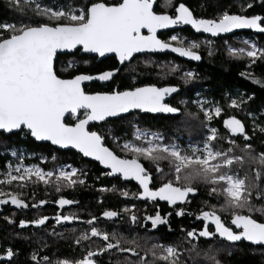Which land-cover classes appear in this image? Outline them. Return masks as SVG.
<instances>
[{
	"label": "snow or ice",
	"instance_id": "snow-or-ice-1",
	"mask_svg": "<svg viewBox=\"0 0 264 264\" xmlns=\"http://www.w3.org/2000/svg\"><path fill=\"white\" fill-rule=\"evenodd\" d=\"M13 6L19 8V0H14ZM251 6L248 3L244 7ZM153 7L154 0H89L83 6L75 7L55 4L42 7L36 3L31 19L0 23V130L9 134L14 130L26 131L36 141H49L61 148L79 150L84 157L94 158L108 170L102 175H119L125 181H136L140 188L138 193L133 194L136 199L166 201L170 206L178 202L183 205L189 203L190 195L198 194V186L203 185L209 197L218 200L222 198L223 202L219 207L209 205L208 210L201 208L196 219L202 218L204 226L199 230L181 229L185 232V238L189 241L215 239L230 244L247 241L264 246V222H258L252 216L253 212L264 214V206L257 208L252 204L254 192L256 197L264 200V184L261 183L264 180V152L256 153L244 121L235 115L227 116L223 120L227 135H221L211 123L221 116L224 109L218 102L207 100L197 93V99L179 101L181 105L191 103L197 108V113L185 109L183 114L187 118L197 120L198 114L203 116L199 120L202 129L200 139L196 142L190 140L182 145L179 137H167L163 132L136 124L132 125L133 138L122 140L110 128L104 132L90 130L89 123H106L108 118H119L121 114H131L133 110L141 113L180 114L179 107L164 102L166 97L179 92V86L167 84L161 87L149 83L124 90L116 88L107 92L89 93L81 87L82 82L111 81L120 69L105 70L96 75L77 72L70 78H62L54 68L58 50H74L78 46L84 52L95 53L100 57L114 53L121 65L130 63L134 54L165 50L190 60H201L200 44L197 41H186L179 33H174L167 40L158 37V30L177 25H190L196 32L202 31L213 36L230 33L234 29H253L264 33V17L259 15L235 14L225 10L216 18L206 19L197 17L184 3L175 7L173 15L158 14ZM142 29L147 30V35L142 33ZM243 44L245 47L230 46L229 54L237 59L248 58L249 66L254 65L258 59L264 60V47L249 40L243 41ZM76 67L77 61L70 60L65 71ZM160 67L167 69L163 75H170L178 71L180 66L169 63ZM196 76L193 71H185L181 78L188 84ZM241 76L255 84L264 85V79L251 72H242ZM253 98L254 94L245 96L238 92L230 98L228 107L241 111ZM81 109L84 110L83 118L77 116ZM66 113L76 116V121L65 123ZM261 114H264V109ZM246 115L253 121V135L257 130L264 133V126L256 123V115L251 111ZM237 139L244 141L243 147L237 144ZM108 140L116 145L119 152L108 146ZM224 142L227 147L222 146ZM4 147L7 152L8 146ZM10 154L19 162L15 165L6 162V167L0 171V205L11 204L18 209L30 206L23 198L22 191L6 190L5 186L9 189H24L30 185L43 184L59 193L63 188L85 183L83 177L86 173L71 165L62 164L46 170L39 164L25 165L23 153L16 149H12ZM41 159L47 160V157ZM52 160L55 161L56 157L53 156ZM146 163L151 166V170L145 166ZM162 163L167 168L162 167ZM156 177L160 178L158 187L153 184ZM99 190L103 192L111 189L102 187ZM122 194L128 196L127 191ZM46 203L48 201L41 199L32 203L31 207L39 208ZM53 203L63 209L76 202L60 196ZM204 204L207 205V201ZM135 208L133 204L119 211L108 209L101 213V217L112 221L126 216L133 226L146 228L150 222L149 231L158 230L161 225L171 230L168 223L171 213L161 216L157 208L153 215L138 217ZM245 211L248 214H243ZM224 213H230L231 225L236 230L224 222ZM175 214L193 215L186 213L183 207L177 208ZM49 219L48 216H39L32 220H21L19 224L22 228L28 225L41 226ZM52 219L56 225H63L81 218L75 213L57 212ZM99 219L92 215L83 221L89 227L75 238L74 243L80 245L83 241L97 237L103 241V245H98L95 250L88 249L78 260H57L55 264H97L102 254L111 252L129 253L135 257L134 261L126 258L117 261V264H179L181 249L176 245L151 243L141 254L138 250L140 245L135 239L127 240L115 230L109 233L95 226ZM211 225H214V230H209ZM152 239L144 238L145 244ZM122 242L132 246L123 247ZM192 247L195 248L196 244L193 243ZM219 251L209 246L205 255L213 264H221L216 259ZM15 255L11 247L0 253V257L9 261ZM31 259L37 261V264H52L47 256L38 261V254H33Z\"/></svg>",
	"mask_w": 264,
	"mask_h": 264
},
{
	"label": "trees",
	"instance_id": "trees-1",
	"mask_svg": "<svg viewBox=\"0 0 264 264\" xmlns=\"http://www.w3.org/2000/svg\"><path fill=\"white\" fill-rule=\"evenodd\" d=\"M201 3L197 8V16L198 17H206V18H216L219 14H221L223 11L227 10L229 13L237 12L239 13L242 9L239 6H242V0H200ZM249 3L252 6L250 8L244 7V11L246 15H255V14H261L264 15V0H249ZM1 5H0V12H1ZM5 16L2 13H0V17ZM193 33V32H189ZM258 38L262 45H264V35H258ZM231 40V43L236 44L237 42L232 40V38H229ZM220 40H217L216 48L210 52L206 48L201 49V53L203 55V62L202 64L198 66H193L197 70V67H202L201 74L199 76H196V79L189 82L188 84H185L183 80L180 79V81L177 78H173V83H176L182 88L183 93H186L189 97H193L194 93L197 91V89L202 88L203 86H209L211 87V91H213V94L216 96L224 97L225 93L232 92L235 94L238 90L237 88H240V90H245L249 93H254L255 98L251 99L243 108V110L238 111L236 109H228L226 108L227 115H235L239 118L243 119L244 121H247L248 124V135L253 134L252 126L250 125V117L246 115L248 111L255 110V112L260 116V121L264 123V114H261V105H264V85L255 84L251 80L247 79L244 76H241V73L244 70H247L248 72L253 73V75L257 76L258 78L261 76L262 79H264V60H257L256 63L252 66H248V58H234L232 57L229 52L225 49L224 43ZM76 55H64L59 56L56 62V71L57 74L62 75L63 78H70L72 75H75L77 72H90L84 67L87 65H80L77 66L74 70H68L65 71L64 68V61L67 58H72ZM77 57V56H76ZM78 59H83V56H78ZM84 61V60H83ZM187 66L190 65L189 63H185ZM138 72L141 74L139 77L142 78V83H146L150 81L148 76V70L147 65L139 61L137 63ZM153 73V72H152ZM153 75V74H152ZM158 75L156 73V70H154V76ZM172 76V74L168 75ZM104 83L95 82L91 85L85 86V90L87 92H96V91H111L115 88H118L120 90H124L126 88H131L133 85L130 82V80L127 79H119L114 80L111 84H108L106 87L104 86ZM224 107H226V103L223 104ZM189 110L192 109L191 112L197 113V108L195 107H188ZM185 111V109H184ZM183 111V112H184ZM135 113V112H134ZM81 117H83V112L80 113ZM139 116L141 119L140 123L143 128H151L153 125H157V128L163 129L164 125L167 126L169 130L178 127V124H172V123H164V122H157L156 124H152L148 120V115H142V114H130L127 117H123L120 119H112L107 121L104 124L99 125H93L90 127L91 130H96L99 132L101 129L105 130L107 127H110L113 130V134L116 136H124V139H130L132 138L133 128H132V121L126 120L128 117L131 116ZM182 114L178 117H176V121H178L181 118ZM198 117L202 118V114H198ZM203 119V118H202ZM200 119V120H202ZM76 121V118L74 116H71L67 119V122L69 124L74 123ZM169 124V125H168ZM198 130L199 134L202 131V129L199 127V120H198ZM197 125H195L192 129H189L185 127V134L188 136H196L197 134ZM256 140L259 141L258 143L262 146L260 150H264V144H262V141H264V133H261L259 130L256 132ZM126 134V135H125ZM1 136V142H3L4 145H11L13 143H17L16 140H20L21 143L25 144L27 148H29L32 152H40L43 154H47L49 158L42 162L39 160V158H26V163H38L41 166H43L46 169L55 168L58 165L62 163L71 162L75 166L81 167L86 166V169H89L90 174L86 177L87 181H85L84 184H77L75 187L72 188V200L76 203L72 204L71 211L72 213H75L77 216H79L81 219L78 221H73L71 223H66L64 225H57L56 227L62 229L63 231L72 232L73 235L61 238V237H23V238H16L14 236H9L5 233H1V225L0 224V253H3L4 250L8 247H11L14 252L16 253L14 259L11 261L10 264H37V261H33L31 259V256L33 254H38V261L41 260L42 257L47 256L51 261L52 264H55L57 260H78L83 255L86 254L88 249L95 250V248L101 244H98L97 242H94V237L90 240L84 241L83 244L77 245L74 243V240L79 235V231H86L88 229V225L83 223V221H86L89 219L92 215L97 216L100 218L95 226L108 231L111 233L113 230H115L114 224H118L117 220L108 221L106 219H103L101 217V213L105 210L111 209L119 211L123 208H125V203H128L130 205L131 203L136 204V209H142L145 203L138 201L135 197L130 198L129 201H124L123 195H118L116 191L110 192V191H100L102 187L110 188L111 186L115 187H128L134 186L133 184H126L123 183L120 179H110L108 175H102L101 173L106 172L104 169H102L97 163L89 161L85 159L82 155L74 152V151H61L54 147H52L48 143H37L34 141L29 134L26 133V139H21V135L19 133H14L10 136H4L0 134ZM107 144L110 148H112L114 151L119 152V150L114 146V144L111 142V140L107 141ZM255 144V143H254ZM59 154L60 157H57L55 161L51 159V157L54 154ZM146 167H149L151 170L150 165L147 163L145 164ZM5 167V159L0 160V169H3ZM96 175V176H95ZM98 178H101V180L97 183ZM95 182V184H92ZM40 184L35 185L38 187ZM158 185V183H156ZM102 186V187H101ZM66 189L63 188L61 192L57 193L54 189H51L52 193H54L53 196H47L46 193H43L41 195V199L46 200H52L55 201L59 195L65 194L64 193ZM130 190H134L135 192L138 191V188L136 186L131 187ZM62 195V196H65ZM101 196V198H100ZM202 196V192L197 194V199ZM195 200V199H194ZM35 201V200H34ZM159 208L160 214L163 215L166 211L165 206L160 205L157 206L155 204H152L151 206H148L144 209V211H139L138 213H155V210ZM255 219L258 221L264 222V214L260 213V215L255 216ZM130 223L128 220H123L120 222V225L125 227L129 225ZM185 227L186 230H189L191 226L193 225L188 218L185 220ZM53 224H50L51 226ZM46 227L42 228H24L23 230H35V231H44ZM50 229V228H48ZM75 229V231H73ZM9 229H7L8 231ZM214 241H217L215 239L208 240L201 238L199 240L200 242V250H201V264H213L211 260L208 259V257L205 255L207 245L213 243ZM220 242L222 245L230 246L229 244H226L225 242ZM114 252L108 253L112 254ZM108 254H104L108 255ZM2 258V257H0ZM103 257H99V260H102ZM216 259H218L221 264H264V246H254L251 244H242L235 246V250L229 254L227 252H218L216 253ZM186 259V263H187ZM105 264H108L106 262H103ZM0 264H4V262L0 261ZM42 264V262H41ZM187 264H191L189 261Z\"/></svg>",
	"mask_w": 264,
	"mask_h": 264
},
{
	"label": "flooded vegetation",
	"instance_id": "flooded-vegetation-1",
	"mask_svg": "<svg viewBox=\"0 0 264 264\" xmlns=\"http://www.w3.org/2000/svg\"><path fill=\"white\" fill-rule=\"evenodd\" d=\"M88 2H89V0H19V8H17V7L13 6L14 0H0V5L2 7L0 13H2L3 15L5 14V16L0 17V23L18 22V21H20L21 19H24V18L31 19L32 16H33V11H34L36 3H40L42 7L45 6V5H54V4L55 5H68L70 7H75V6H83L84 4H86ZM105 2H118V0H105ZM249 2H250L249 0H242V6H239L242 10L239 13H237V12H232V13L246 15V14H244L245 11H244L243 8ZM179 3L186 4L191 10H193L194 14L197 16V8H198V6L201 3L200 0H171V4L170 5H169V0H154L153 10L155 12H157L158 14L167 13L169 15H173L174 11H175V7ZM251 4H253V3H251ZM255 15H261V14H255ZM249 16H251V15H249ZM262 16L264 17V15H262ZM202 18H206V17H202ZM36 19H40V18L36 17ZM209 19H213V18H209ZM190 31L193 32V33H189ZM174 33H179V35L181 37L186 38V41H188L190 39L197 40V42L200 44L199 53L201 54L202 57H203V55L200 52L201 49L202 48H206L207 49V47L208 48L212 47V48L215 49L216 45H217L216 41L220 40V39H222L221 41L224 44H228L229 47L230 46L231 47H237V48L245 47V46H241V45H237V44L231 43V40L229 39L230 37L232 38V40H234L236 42L240 41V42L243 43V41L249 40L250 42H255L258 46L263 47L262 43L260 42V40L258 38V35L254 34L252 32H238V33H235V34L229 35V36H223V37H220V38H212V37L207 36V35L196 34L194 32V30L191 29L189 26H185V27H178V28H170V29H167L165 31L159 32L158 33V37L160 39H162V40H167ZM143 34L147 35V32L144 31ZM67 55H69V54H67ZM72 55H76L77 57L78 56H83L82 60L88 62V65L86 67H84V68L87 69L90 72H81V73L94 75V74L103 72L105 70H110V69H113V68H119L120 69L119 73L114 75V77L112 78L111 81H108V82L100 81V83H104L105 84L104 85L105 87L108 84H111L114 80L117 81L119 79L130 80V82L133 85L132 87L140 86L142 84H149V83H155V84H157L158 86H161V87L165 86L167 84L177 85L176 83H173L174 81H172V80H174V79H172V77L173 78H177L180 81V79L183 80L181 78L183 72H185V71H193L194 73L197 74V76H199L201 74V70H202L201 66L197 67V70L195 68L196 66H198V65H200L202 63L194 64V63H191V62H187V61L183 60L181 57H179V56H177V55H175L173 53H170V52H167L165 54L145 53V54L137 55V56L134 57V59L131 60L130 63L127 62V63H125L123 65L120 64V62L118 61V58L116 57V55L108 56V57L102 58L101 60H99V56L90 55V54L81 55L80 51H77L76 53H72ZM60 56H64V55H60ZM144 59H147L148 62H150L149 65L147 66V68H149L148 76H146L147 78L150 79V81H148L146 83H142L141 82L142 78L139 77L141 74L137 70L138 69L137 63L139 61L144 60ZM169 63H174V64L179 65L180 66V68H179L180 70L172 73V76L163 75V73H165L167 71V69L163 68V67H160V66L166 65V64H169ZM185 63H189L190 65L187 66ZM192 65L195 66V67H192ZM248 66H249V63H248ZM185 67H187V68L189 67L190 69L186 70ZM154 70H156V73L158 75L153 77ZM243 72H248V71L244 70ZM162 76H163V78H161ZM259 78H261V76ZM237 89L238 90H236L237 91L236 93L240 92V93H244L245 96H248V92H246L245 90H240V88H237ZM96 92H107V91L103 90V91H96ZM90 93H94V92H90ZM197 93H199L200 97H203V98H205L207 100H210V101L218 102L220 104V106L224 109V111L221 113V116L215 118L212 121L211 126L217 128L221 135H227L226 130H225L224 125H223V120L227 116H224V118H223V115H227L226 108L233 109V108L228 107V104H229L230 98H232L236 93L233 94L232 92L230 93V92L227 91L225 93L224 97L222 98V95L221 96L214 95L213 91H211V87L203 86L202 88L197 89V91L194 93V96L192 98L189 97L186 93H183V91H181V93H179V94L175 95L174 97H171L170 99H168L166 101V103H168V104H170L172 106H175V107H179L181 109V112H180V114L178 116H180L181 114H183V111H184V109L186 107H191V106L195 107V105H193L191 103H189L187 105H181L179 103V101L180 100H189V101H191V100L197 99ZM252 94H254V93H252V92L249 93V95H252ZM254 98H255V95H254ZM224 103H226V107L223 106ZM261 106H262L261 110L264 109V105H261ZM251 112H253L256 115V123L260 124L262 126L263 122L260 121L261 120L260 116L255 112V110H251ZM259 112H261V111H259ZM136 113L137 114H142L140 112H135V113H132V114H136ZM142 115H148L147 118H148L149 122L152 123V124H156L157 122H164V123H168L169 122V123H172V124H176L177 123L178 127L173 128L171 130H169L166 125H164L163 129H159V128H157V125H153L151 127V129L163 132V133L166 134L167 137H179V142L182 145H186L190 140L192 142H194L195 138H192V137H190V136L185 134V127H183L184 124L182 123V121L180 119L178 121H176V117H178V116L163 115V114H159V115L142 114ZM228 116H230V114ZM237 118H239V117L237 116ZM239 119H241V118H239ZM241 120L244 121L243 119H241ZM244 123H245V126H246V131H248L247 121L245 120ZM252 124H253V121L250 118V125L252 126ZM197 129H198V125H197ZM251 130H253V127H252ZM101 131H104V130L101 129ZM17 133H19L21 135V139H26V131L25 132H21L20 131V132H17ZM0 134H2L4 136H10V135H12L14 133H12L10 135H5V133L0 132ZM249 136L252 137L251 143H252L256 153L264 152V150H260V148H262V146L258 143L259 141H257L256 138H255L256 137V133L254 135L252 134V135H249ZM199 139H200V137H199ZM16 142L17 143H13L11 145H4V144L0 145V160L1 159H5V167H6V162H11L13 165H15L16 163L19 162L16 157L11 156L10 153H11L12 149H16L18 152H22L23 153V155H24L23 163L24 164L26 163V158L27 157L39 158V160H41L42 162H45L46 160H42L41 157H47V159L49 158V156L47 154H43V153H40V152L36 153V152L30 151L29 148H27L25 144L20 142V140H16ZM224 143L222 145H225ZM243 143H244V141L242 139H237V144H239L240 146H243ZM262 144H264V141H262ZM4 146H8V151L7 152L5 151V147ZM68 163L72 164V166L77 168V169L80 168L78 166H75L71 162H68ZM26 164H33V163H26ZM41 167L44 168L43 166H41ZM3 169H0V171H2ZM82 171H84L86 173V175L83 178H84L85 181H87V178H88L87 176L90 174V171H89V169H86V168L83 169ZM153 176L154 177L156 176L155 172H153ZM110 179H115V178H110ZM116 179H120L123 183L133 184L134 186H136L138 188V191L135 192L133 190V194L134 193H138L140 191L139 186L135 182H133V181L132 182H124L120 177H116ZM100 180H101V178H98L97 183ZM159 182H160V178L159 177H156V179L153 180V184L156 187L159 186ZM156 183H158V185H156ZM92 184H95V182H93ZM134 186H129V187L131 188V187H134ZM198 187H199V192L198 193L202 192L203 196L204 195L209 196L208 193H204V191H202V188H201V187H203V188H206V187H204L203 185H201V186L199 185ZM5 188H6V190H11V191H15V192H21L22 191L23 194H24L23 198L29 203L30 206L27 209H18V208H16L15 206H13L11 204L0 205V224H2L1 225L2 232H1V230H0V232L2 234L5 233V234H7L9 236H14L16 238L41 237V236L53 237V238H56V237L65 238V237L73 235L72 232L63 231L59 227L57 228L56 227L57 225L55 224V220L52 219L56 215L57 212H60L61 214H70V213H72V211H71L72 205H67L63 209H61L58 205L53 203V199L52 200L43 199V200L48 201V203H46L45 205H43V206H41L39 208H32L31 207L32 203H34V202H36L38 200H41V195L43 193H46L47 196H53L54 193H52V191H51V189H53L52 187H47V186H44L43 184H40L38 187L30 185V186H28L27 188H24V189H19V188H16V187H12V188L9 189L7 186H5ZM104 188H106V187H104ZM125 188H128V187H125ZM65 189L66 190L64 191V193H66L67 195H65V194H62V195H65L64 196L65 198L72 200V197H71L73 195L72 194V192H73L72 188H65ZM33 192L35 193L34 199H33ZM133 194L131 196H127V197H125L123 195L124 196V201L127 202V201H129L130 198H134ZM62 195H59L57 197V199L60 196H62ZM100 198H101V196H100ZM137 200L140 201L139 199H137ZM189 201L190 202L187 203V204H183L182 205L180 203H177V205H175V206L168 205V203L166 201H163V202L159 201V200H157L156 202H152V201H149V200L145 201V202L140 201V202L145 203L144 206H151L152 204H155L157 206H160V205L165 206L166 211L161 216H164V215H166L168 213H171V215L168 217V223H169V225L171 227V230H169L168 226L161 225V226H158V230H155V232L163 240V242L161 241V243H163V244H174L179 249H181V254H180V257H179V264H184V263L186 264V259H187L186 254H185V249H184L185 232L181 231V229L186 230V227H185V224H184L185 220L188 218V220H190L192 222V224H193L189 230H191V229L199 230V229H201L204 226V224H203L202 219L201 220L196 219V214L199 213L201 208H203L204 210H208V208H204L198 203L197 194L194 195V196L189 197ZM210 201H212V200H210ZM128 203H125V204H128ZM180 207L185 208L186 209V213L190 212V213H193V215L185 214L183 216H177L175 214V211H176L177 208H180ZM153 214H155V213L137 214V216L138 217H143L144 215H153ZM243 214H248V213L246 212V213H243ZM39 216H48V217H50V219L47 221L46 225L43 226V227H46L44 231L23 230L24 228L35 227L34 225H28V226L23 227V228L20 227L19 222L21 220H32V219L38 218ZM252 216L255 219L254 212L252 213ZM222 219L224 220V222L228 226L233 227V230H236L235 226L231 225V217L230 216L222 215ZM114 220L118 221L119 227L122 228L119 231L121 232V234L127 240H134L135 239L137 241V243L140 245V249H138V250H140L141 254H142V250L144 248H146L149 243L147 245H144V243L142 242V240H140V238L144 234H151V232L154 231V230H150V231L148 230V229H151L150 222L147 223L146 228H141L138 225L137 226H133L131 224H129V225L125 226V227L121 226L120 225L121 221L128 220L126 216L122 217L121 219H114ZM9 221H11V223ZM141 222H143V221H141ZM66 223H71V222H65L64 224H66ZM50 224H53V225L49 226ZM35 228H37V227H35ZM48 228H50V229H48ZM7 229H9V230L7 231ZM209 230H214V225H211ZM54 232L55 233H60L61 235H54L53 234ZM77 235H80V234L78 233ZM208 240H212V239H208ZM151 242L158 243V242H155V241H152V240H151ZM223 242H225L226 244H229V245L248 244L245 241H241V243H238V244H234V243L230 244L229 242H226V241H223ZM83 243H84V241L81 244H83ZM122 246L123 247H131L132 245L122 242ZM14 257L10 261L7 258H0V261L4 262V264H10L11 261L14 259ZM100 257H103V258H102V260H99V261L97 260V262L99 264H105L103 262H106L108 264H117V261H123L126 258H130L133 261L135 260V257L131 256V254H129V253H117V252H114L112 254L105 255V257H104V254H102Z\"/></svg>",
	"mask_w": 264,
	"mask_h": 264
},
{
	"label": "rangeland",
	"instance_id": "rangeland-1",
	"mask_svg": "<svg viewBox=\"0 0 264 264\" xmlns=\"http://www.w3.org/2000/svg\"><path fill=\"white\" fill-rule=\"evenodd\" d=\"M31 6V5H30ZM33 7V6H32ZM188 41H197V40H194V39H190V40H188ZM203 44V43H202ZM237 45H241V46H245L242 42H237L236 43ZM205 45V44H204ZM224 47H225V49L229 52V45L228 44H225L224 45ZM263 47H264V45H263ZM214 48H212V47H207V50L210 52V50L212 51ZM73 59H75L76 61H77V65L79 66V65H87L88 64V62L87 63H84V62H86V61H83V60H81V59H78L76 56H74V57H72V58H67L66 59V61L64 62L65 64H63L64 65V68L66 69L67 68V65H68V61H70V60H73ZM142 62H144L147 66L149 65V63L150 62H148V60L147 59H144V60H142ZM180 68V67H179ZM185 69L186 70H188V69H190L189 67L187 68V67H185ZM180 70V69H179ZM177 76V75H176ZM192 107V106H191ZM190 107V108H191ZM185 109H187V111L188 112H191L192 111V109L191 110H189L188 109V107H186ZM185 112V111H184ZM183 112V113H184ZM82 113V112H81ZM84 113V112H83ZM193 113V112H192ZM129 116V115H128ZM78 117H81V114H79L78 115ZM127 117V116H126ZM75 118H77L76 116H75ZM200 119H202V118H200V117H198V119L197 120H192V119H190V118H187L184 114H182V116H181V118H180V120L182 121V123L184 124V126L183 127H187V128H189V129H192L195 125H197V123H198V120H200ZM126 120H128V121H132V125L133 124H136V125H138L139 127H142L141 126V123H140V121H141V119L139 118V116H131V117H128ZM262 126H264V123H262ZM110 127H107V129H109ZM133 128V127H132ZM143 128V127H142ZM104 129V128H103ZM111 129V128H110ZM106 130V129H105ZM104 130V131H105ZM133 131H134V129H133ZM126 135V134H125ZM121 138H122V140L124 139V136H120ZM190 137H192V138H195L194 139V142L196 141V140H198L199 139V137H200V134H199V130L197 129V134H196V136H190ZM132 138H133V136H132ZM132 138H130L129 140H131ZM0 139H1V137H0ZM122 142V141H121ZM1 144H3V142H1V140H0V145ZM225 145H222L223 147H227V143L225 142L224 143ZM114 146L116 147V145L114 144ZM241 147H243V146H241ZM117 148V147H116ZM118 149V148H117ZM119 150V149H118ZM53 156H55L56 158L57 157H60V155L59 154H54ZM52 156V157H53ZM52 157H51V159H52ZM33 164H38V163H33ZM62 164H66V165H71L72 166V164H69L68 162L67 163H62ZM62 164H60V165H62ZM25 165H29V164H26L25 163ZM40 165V164H39ZM162 167H164V168H167V165L165 164V163H162V165H161ZM73 167V166H72ZM151 167V166H150ZM85 168H87L86 166H81L80 168H78V169H81V170H83V169H85ZM52 169V168H51ZM84 172V171H83ZM85 173V172H84ZM241 175H243V173H241ZM261 183L262 184H264V180H262L261 181ZM201 186V185H200ZM202 188V191H204V193H207V188H203V187H201ZM108 189H111L110 190V192H114V191H116V193L118 194V195H123L122 194V192L123 191H127L128 192V196H131L132 194H133V191L132 190H130V188H124V187H115V188H113V186H111L110 188H108ZM212 200V201H210V200ZM197 201H198V203L202 206V207H204V208H208V206L209 205H216L217 207H219V204L220 203H222L223 202V199L222 198H220L219 200L218 199H216V198H212V197H209V196H206V195H202V196H200V198H198L197 199ZM205 201H207V205H205L204 204V202ZM130 202V201H129ZM133 204H135V203H131L130 205H128V204H126L125 205V207H130L131 205H133ZM252 204L253 205H255L257 208H259V207H261V206H264V200H262V199H260L259 197H256L255 196V192L253 193V198H252ZM136 205V204H135ZM148 208V206H143L142 207V209H136L135 208V212H136V214H139L138 212L139 211H144V209L145 208ZM244 213H246V211L244 212ZM141 214H144V213H141ZM254 214H255V216H258V215H260V212H254ZM223 215H227V216H230V213H224ZM114 227H115V231H117L118 233H120L121 234V232L119 231L120 229H122V228H120L119 227V224H114ZM81 232H82V230L81 231H79L78 233L79 234H81ZM122 235V234H121ZM146 237H152L153 239H152V241H155V242H158V243H161V241L163 242V240L158 236V234L155 232V230L154 231H152L151 232V234H144L141 238H140V240H142V242L144 243V245H146L145 244V240H144V238H146ZM94 242H97L98 244H101V245H103V241L100 239V238H97V237H94ZM148 246H150V244L151 243H154V242H151V240H149L148 241ZM193 243H195L196 244V247L195 248H193L192 247V245H193ZM199 245H200V242L199 241H189L188 239H186L185 238V236H184V249H185V254H186V257H187V260L191 263V264H201V258H202V253H201V250H200V247H199ZM209 246H211L213 249H220V251L219 252H227V253H229V254H231L234 250H235V246H237V245H230V246H227V245H222L220 242H218V241H214L213 243H211V244H209V245H207V248H206V251H208L209 250ZM188 261H187V263H188ZM186 263V264H187ZM185 264V263H184Z\"/></svg>",
	"mask_w": 264,
	"mask_h": 264
},
{
	"label": "water",
	"instance_id": "water-1",
	"mask_svg": "<svg viewBox=\"0 0 264 264\" xmlns=\"http://www.w3.org/2000/svg\"><path fill=\"white\" fill-rule=\"evenodd\" d=\"M259 16L263 17L262 15H259ZM206 19H209V18H206ZM185 26H189V27L191 28L190 25H177V26H172V28L185 27ZM191 29H192V28H191ZM165 30H167V29H161V30H158V33H159V32H162V31H165ZM193 30H194V29H193ZM144 31L147 32L146 29H142V33H143ZM194 32H195L196 34H199V35H207V36H210V37H212V38H220V37H223V36H229V35H233V34L238 33V32H252V33L257 34V35H264V33H261V32H259V31H257V30H253V29H234V30H233L232 32H230V33H222V34H218L217 36H213V35L210 34V33H204V32H202V31H201V32H196V31L194 30ZM77 51H80V54H81V55H84V54H90V55L98 56V54H95V53H86V52H84V51L80 48V46H78L77 49H74V50H58L57 55H56V57L54 58V68H55V70H56V62H57V59H58V57H59L60 55L72 54V53H76ZM167 52L173 53V52H171L170 50H165V51H162V52L158 51V52H145V53H158V54H165V53H167ZM145 53H137V54H134V57L137 56V55L145 54ZM173 54H175V55L181 57L178 53H173ZM112 55H115V54H114V53H108V54H106L104 57H100V56H99V60H101L102 58L108 57V56H112ZM200 55H201V54H200ZM201 57H202V56H201ZM181 58H182L183 60L187 61V62H191V63H194V64H200V63L203 62V57H202V59L199 60V61L190 60L189 58H186V57H181ZM125 63H127V62H125ZM125 63H124V64H125ZM85 74H86V73H85ZM94 75H96V74H94ZM62 78H63V77H62ZM95 82H100V81H99V80L85 81V82H82L81 87L84 89L85 92H87V91L85 90V86L91 85V84H93V83H95ZM181 91H182V88L179 87V92H178V93H174V94H172L171 97H174L175 95L181 93ZM89 93H90V92H89ZM94 93H95V92H94ZM171 97H166L164 102L166 103V101H167L168 99H170ZM81 112H84V110H83V109L79 110L78 113H77V116H78ZM134 112H139V111H138V110H133L132 113H134ZM140 113H141V112H140ZM142 114H153V113H142ZM159 114H163V115H173V116H178V115H179V114H165V113H156L155 115H159ZM128 115H130V114H121V116H120L119 118H108L107 121L112 120V119H120V118L126 117V116H128ZM69 117H71V115L68 114V113H66V114H65V121H64L65 123H68V122H67V119H68ZM74 117H75V116H74ZM82 118H83V117H82ZM103 123H105V122H90L88 127H89V129H90V127L93 126V125H99V124H103ZM90 130H91V129H90ZM0 132L4 133L2 130H0ZM17 132H20V130H14L12 133H17ZM12 133H11V134H12ZM5 135H10V134H9V133H5ZM31 138H32V137H31ZM32 139H33L34 141H36L34 138H32ZM36 142H37V143H48V144H50L52 147H54V148H56V149H58V150H61V151H74V152H76V153H78V154H80V155L83 156V154L80 153L79 150L74 149V148H71V147H69V148H61L60 146L52 145L51 142H49V141H36ZM83 157H84V156H83ZM84 158L87 159V160H89V161H92V162L97 163L102 169H104L105 171H108L103 165H100L99 162L95 161L94 158H91V157H84ZM116 177H119V175H116V176H109V178H116ZM122 180H123V179H122ZM123 181H124V182H132L133 180H127V181L123 180ZM133 182H135V183L138 185V183H137L136 181H133ZM190 197H191V195H190ZM139 200H140V201H143V202L148 201V200H141V199H139ZM162 202H163V201H162ZM178 203H179V202H178ZM201 219H202V218H201ZM201 219H200V220H201ZM258 222H260V221H258ZM46 223H47V222H46ZM46 223H45V225H46ZM209 223H210V222H209ZM45 225L35 226V227H37V228H41V227H43V226H45ZM245 242L248 243V244L254 245V244H252L251 242H247V241H245ZM238 243H241V242H235L234 244H238ZM255 246H261V245H255ZM97 264H99V263L97 262Z\"/></svg>",
	"mask_w": 264,
	"mask_h": 264
}]
</instances>
